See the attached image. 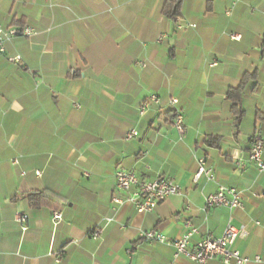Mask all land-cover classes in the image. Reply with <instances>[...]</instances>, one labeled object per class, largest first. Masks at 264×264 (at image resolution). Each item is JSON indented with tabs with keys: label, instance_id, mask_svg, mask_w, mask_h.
I'll return each instance as SVG.
<instances>
[{
	"label": "crops",
	"instance_id": "0c3cea01",
	"mask_svg": "<svg viewBox=\"0 0 264 264\" xmlns=\"http://www.w3.org/2000/svg\"><path fill=\"white\" fill-rule=\"evenodd\" d=\"M166 2L0 0V27L35 32L0 53V264H197L141 238H181L186 222L198 229L190 248L228 224L245 227L233 249L264 264V172L249 159L253 137L264 138V0H183L173 19ZM255 72L239 119L228 91ZM153 95L160 106L142 117ZM131 130L139 137L127 141ZM202 161L214 179L195 181ZM119 170L173 179L183 195L151 213L115 204L128 196ZM221 186L240 190L243 208L206 210ZM34 192L58 204L34 208Z\"/></svg>",
	"mask_w": 264,
	"mask_h": 264
},
{
	"label": "built area",
	"instance_id": "2783aa9c",
	"mask_svg": "<svg viewBox=\"0 0 264 264\" xmlns=\"http://www.w3.org/2000/svg\"><path fill=\"white\" fill-rule=\"evenodd\" d=\"M180 21V18H177ZM189 27L195 28L196 24H188ZM182 28V26H180ZM35 34L34 30L30 27L19 29L17 27L4 28L0 27V53H5V44L13 38L25 36L31 37ZM233 39L236 37L232 36ZM164 39V36L160 37V41ZM237 39V38H236ZM20 58H11V61H17ZM216 65L214 63L212 66ZM145 65L143 64V67ZM160 98L156 95L148 98L140 107V115L146 116L153 106H160ZM171 104L173 106L178 105L177 99H172ZM173 126L179 135L185 133L184 115L177 109L176 115L173 121ZM139 137L137 130H131L126 135V140L130 141ZM249 159L254 163L257 168L264 172V138L261 135H255L250 146ZM41 172H37L40 175ZM202 176H207L209 179H214V171L207 169L204 162L200 163L199 170L195 175V181L200 180ZM116 188L120 192L128 193V196L123 198H114L115 204L123 205L130 204L134 206L141 213L153 212L161 203L167 201L174 196L183 195L182 188L176 184L173 179L166 177H158L153 180L139 176L133 171L119 170L116 174ZM264 198V192L261 194ZM243 208V195L240 190L232 187L221 186L217 193L209 195L205 200V209L211 208ZM187 211L191 210L188 205ZM53 221L57 224L63 219V214L60 211H55L52 214ZM28 220L26 215H18L17 221L21 224H25ZM108 220L107 223H110ZM187 232L181 238L175 240H169L165 235L157 231H148L141 234L142 240L146 242H157L165 245H169L175 249L176 256H184L197 264H209L216 258H221L225 264H251L252 262L259 263L261 259L259 257L252 260L246 256H243L239 251L233 249V245L237 239H244L248 236V232L245 227L236 228L231 224H228L223 236L213 237L209 236L200 241L194 243L190 248L192 238L198 233V229L194 227L191 222L184 224ZM24 231L27 227L24 226ZM103 233V229H97L93 233L94 239H100Z\"/></svg>",
	"mask_w": 264,
	"mask_h": 264
},
{
	"label": "trees",
	"instance_id": "16d2710c",
	"mask_svg": "<svg viewBox=\"0 0 264 264\" xmlns=\"http://www.w3.org/2000/svg\"><path fill=\"white\" fill-rule=\"evenodd\" d=\"M182 1L183 0H167L163 9L164 15L169 19H173L178 16L180 14ZM262 47L264 49V37ZM256 76V72L253 74H245L243 79L241 80L240 85L237 88H231L228 91L227 99L232 102V109L234 113L238 115L239 119H241L245 115V112L242 108V95L248 84L252 80L256 79ZM27 197L30 201L31 206L34 208H55V204H58L57 197L50 192H34L28 194ZM15 199L17 198H14V200Z\"/></svg>",
	"mask_w": 264,
	"mask_h": 264
}]
</instances>
